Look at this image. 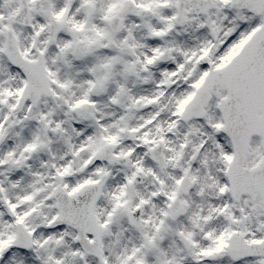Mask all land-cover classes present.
Listing matches in <instances>:
<instances>
[{
    "label": "snow or ice",
    "instance_id": "snow-or-ice-1",
    "mask_svg": "<svg viewBox=\"0 0 264 264\" xmlns=\"http://www.w3.org/2000/svg\"><path fill=\"white\" fill-rule=\"evenodd\" d=\"M0 264H264V0H0Z\"/></svg>",
    "mask_w": 264,
    "mask_h": 264
}]
</instances>
